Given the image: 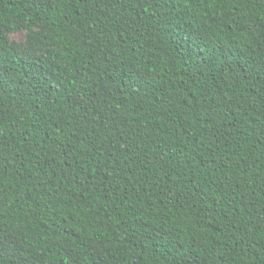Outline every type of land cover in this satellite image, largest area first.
Instances as JSON below:
<instances>
[{
  "label": "trees",
  "instance_id": "obj_1",
  "mask_svg": "<svg viewBox=\"0 0 264 264\" xmlns=\"http://www.w3.org/2000/svg\"><path fill=\"white\" fill-rule=\"evenodd\" d=\"M74 261L264 264V0H0V264Z\"/></svg>",
  "mask_w": 264,
  "mask_h": 264
},
{
  "label": "rangeland",
  "instance_id": "obj_2",
  "mask_svg": "<svg viewBox=\"0 0 264 264\" xmlns=\"http://www.w3.org/2000/svg\"><path fill=\"white\" fill-rule=\"evenodd\" d=\"M40 27L38 25L33 28L31 31H37ZM30 30L25 28H19L15 31H11L7 34L8 40L13 43L15 48L19 53L24 50H31L33 46V42L36 41L35 38L29 37Z\"/></svg>",
  "mask_w": 264,
  "mask_h": 264
},
{
  "label": "snow or ice",
  "instance_id": "obj_3",
  "mask_svg": "<svg viewBox=\"0 0 264 264\" xmlns=\"http://www.w3.org/2000/svg\"><path fill=\"white\" fill-rule=\"evenodd\" d=\"M74 264H78V261H74Z\"/></svg>",
  "mask_w": 264,
  "mask_h": 264
}]
</instances>
